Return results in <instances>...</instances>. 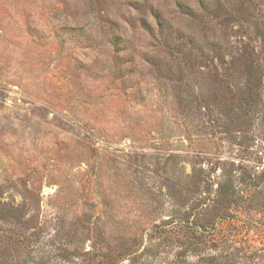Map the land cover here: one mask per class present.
<instances>
[{"label": "rangeland", "instance_id": "rangeland-1", "mask_svg": "<svg viewBox=\"0 0 264 264\" xmlns=\"http://www.w3.org/2000/svg\"><path fill=\"white\" fill-rule=\"evenodd\" d=\"M255 75L264 0H0V264H195L154 229L226 180L262 245Z\"/></svg>", "mask_w": 264, "mask_h": 264}, {"label": "trees", "instance_id": "trees-1", "mask_svg": "<svg viewBox=\"0 0 264 264\" xmlns=\"http://www.w3.org/2000/svg\"><path fill=\"white\" fill-rule=\"evenodd\" d=\"M218 46V51L223 52V48ZM218 57L222 58L221 56ZM261 81L264 83V79L254 76L251 80L253 86H249L250 91L246 98H261V93L257 91ZM239 182L246 183V178L241 177ZM235 188L236 185L231 180L219 182L217 195L212 199L214 204L209 211L210 213H196L192 218L189 213H186L180 219L168 220L156 226L155 232L174 242L181 248L182 253L196 255L195 264H247L244 260L252 259L255 261L258 254H261V259L263 258L264 261V238L262 245L254 248L249 244H237L233 241L240 234L245 237L246 232L253 226L250 219H243L238 216V212H241L239 209H244L245 198L243 195L235 193ZM208 191L211 193L212 188ZM195 207L196 205L193 206V208ZM227 209H232V212L234 210L235 215L230 214ZM14 210L13 206L7 209L11 215H15ZM262 225L264 226V222ZM228 239H230L229 242ZM111 259L112 257L104 258V260L95 259L88 264H117L114 261L110 262Z\"/></svg>", "mask_w": 264, "mask_h": 264}]
</instances>
